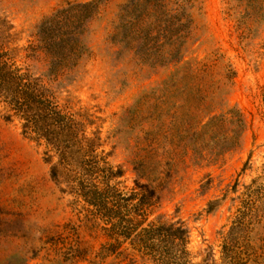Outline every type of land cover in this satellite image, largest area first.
Wrapping results in <instances>:
<instances>
[{
  "label": "rangeland",
  "instance_id": "1",
  "mask_svg": "<svg viewBox=\"0 0 264 264\" xmlns=\"http://www.w3.org/2000/svg\"><path fill=\"white\" fill-rule=\"evenodd\" d=\"M89 1L0 0L15 66L42 78L78 143L58 164L0 103V264H162L136 234L178 220L186 264H264V15L246 0H100L77 64L44 76L40 23ZM81 184L114 187L127 205L117 218L138 227L109 232Z\"/></svg>",
  "mask_w": 264,
  "mask_h": 264
},
{
  "label": "trees",
  "instance_id": "2",
  "mask_svg": "<svg viewBox=\"0 0 264 264\" xmlns=\"http://www.w3.org/2000/svg\"><path fill=\"white\" fill-rule=\"evenodd\" d=\"M98 1L100 0L69 5L40 23L37 32L40 43L38 48L44 52L48 60V69L44 76L57 77L77 64L84 50L80 43V35L84 33L88 21L98 9ZM246 1L250 6L248 15L256 18L264 15V0ZM13 28L11 22L0 15V103L8 111L7 118L15 116L21 121L23 133L32 134L35 138L45 141L48 148L57 155L58 164H69V160L75 156L74 147L78 144L77 123L73 117L52 106V93L42 83L41 77L15 66L13 60L19 49L13 45L16 40ZM30 48L32 52L30 56H33L37 48ZM93 145L94 143H84V149L81 146L77 148L78 164L84 166L89 162ZM56 172L57 164L51 167L52 175L55 176ZM74 189L111 223L109 232L119 230L121 234L128 235L132 229L138 227V224L132 225V220L117 218V214L125 206L123 204H126L122 202L126 199H121L120 193L118 194L114 187L106 185L100 190L95 185L81 184ZM138 194L132 191L128 196L129 199L137 198L135 208L144 206L147 202L143 193H140L142 194L140 197H137ZM109 203L112 205L109 206ZM187 237V227L178 220L150 223L140 229L135 239L142 250L157 257L162 264H186ZM114 249L113 243L102 247V251L109 252Z\"/></svg>",
  "mask_w": 264,
  "mask_h": 264
}]
</instances>
